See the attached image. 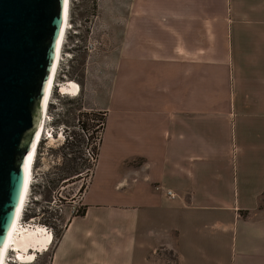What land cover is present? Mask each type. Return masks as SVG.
Returning a JSON list of instances; mask_svg holds the SVG:
<instances>
[{"label":"crops","instance_id":"obj_1","mask_svg":"<svg viewBox=\"0 0 264 264\" xmlns=\"http://www.w3.org/2000/svg\"><path fill=\"white\" fill-rule=\"evenodd\" d=\"M97 1L117 54L49 264H264V0Z\"/></svg>","mask_w":264,"mask_h":264},{"label":"rangeland","instance_id":"obj_2","mask_svg":"<svg viewBox=\"0 0 264 264\" xmlns=\"http://www.w3.org/2000/svg\"><path fill=\"white\" fill-rule=\"evenodd\" d=\"M101 13L97 0H70L71 29L65 35L56 82L72 81L80 92L70 97L54 87L32 167L24 219L35 217V222L53 225L54 243L67 220L81 212L79 202L91 173L86 170L91 163L86 150L98 147L89 110L97 109L109 87L112 68L107 61L116 56L120 36L112 31L111 18ZM71 166L81 172L68 178ZM52 247L25 264H49Z\"/></svg>","mask_w":264,"mask_h":264},{"label":"water","instance_id":"obj_3","mask_svg":"<svg viewBox=\"0 0 264 264\" xmlns=\"http://www.w3.org/2000/svg\"><path fill=\"white\" fill-rule=\"evenodd\" d=\"M64 18V0H0V256L20 208Z\"/></svg>","mask_w":264,"mask_h":264},{"label":"bare ground","instance_id":"obj_4","mask_svg":"<svg viewBox=\"0 0 264 264\" xmlns=\"http://www.w3.org/2000/svg\"><path fill=\"white\" fill-rule=\"evenodd\" d=\"M69 8L70 0H64V18L61 28V33L59 41L56 47L54 69L51 71L50 80L47 86L46 94L42 103L41 117L38 124L37 140H33L30 151L26 157L24 164L25 180L23 192L20 199V208L16 210L14 221L11 225L10 232L7 235L5 244L1 250L0 264H8L7 257L9 253L13 252V264L17 263H30L35 261L37 255L46 252V243L49 240V234H45L44 228L41 226L36 227H23L21 225V217L23 215L24 208L26 206V201L28 197V192L31 187L32 178V167L36 156V149L38 144H40V139L43 136L44 129V118L47 109L50 104L51 95L54 87L59 88V94L75 97L80 91L78 84L72 81H66L62 83L56 82L58 66L61 61L62 48L65 41V35L67 33L69 26ZM48 135V134H47ZM51 137V136H50ZM38 258V257H37Z\"/></svg>","mask_w":264,"mask_h":264},{"label":"built area","instance_id":"obj_5","mask_svg":"<svg viewBox=\"0 0 264 264\" xmlns=\"http://www.w3.org/2000/svg\"><path fill=\"white\" fill-rule=\"evenodd\" d=\"M70 29H71V27L68 28V30H70ZM89 113L98 114L102 118H105V114H106L103 110H89ZM91 122L97 124L95 126V130H97V131L94 133L95 134V141L94 142H96V141L99 142V135H100V132H101L100 131V127L103 125V123H102L101 120H99V121L91 120ZM41 140H40V142H41ZM89 151L90 150H86V156L91 159ZM156 189H158V188H156ZM165 195L167 196V198H169L171 200H173V199H175L177 197L175 193H173L171 190H168V189L165 190ZM48 208L50 209V206ZM73 210H72V213H74ZM25 213H26V210L23 211V215H22L21 220H20L21 221V225L23 227L31 228V227L41 226L42 228H44L45 234H49L50 238H49V240L47 242V245H46V249H47L46 251H48L52 247V245L54 244V241H55V235L53 233V225H51L50 223H45V222H40V221L35 222V217H30V218H28L25 221V219H24L25 218ZM74 215H76V213ZM10 254H11V256L9 255V257H7V263L8 264H13L11 261L13 260L12 256H13L14 253L10 252Z\"/></svg>","mask_w":264,"mask_h":264},{"label":"trees","instance_id":"obj_6","mask_svg":"<svg viewBox=\"0 0 264 264\" xmlns=\"http://www.w3.org/2000/svg\"><path fill=\"white\" fill-rule=\"evenodd\" d=\"M90 116H91V118L92 119H94L95 121H99V120H101L102 121V123H104V118H102L100 115H98V114H95V113H91V114H89ZM91 119V120H92ZM95 124V123H94ZM97 124H95V125H93L92 123H91V128H94V133L97 131V130H95V126H96ZM81 126L83 127H85V126H87L86 124H85V122H81ZM102 127H103V125L100 127V131L102 130ZM95 135V134H94ZM92 138V137H91ZM65 141H66V139H65ZM89 153H90V157H91V159L90 158H88V159H90V160H88V161H91V163H90V165L87 167V172H91L92 171V169H93V167H94V164H95V162H96V159H97V155H98V148L96 147V148H91L90 149V151H89ZM80 170L79 169H77V168H75L74 166H71L70 168H68V178H71V177H74V176H77V175H79L80 174ZM262 206L264 207V196H263V201H262ZM82 214V212H80L78 215H81ZM61 233H62V230L58 233V236L60 237V235H61ZM58 237V238H59Z\"/></svg>","mask_w":264,"mask_h":264}]
</instances>
